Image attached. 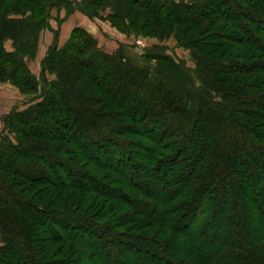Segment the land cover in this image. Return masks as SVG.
Returning <instances> with one entry per match:
<instances>
[{
  "label": "trees",
  "instance_id": "1",
  "mask_svg": "<svg viewBox=\"0 0 264 264\" xmlns=\"http://www.w3.org/2000/svg\"><path fill=\"white\" fill-rule=\"evenodd\" d=\"M42 1L0 0V81L39 92L3 117L15 136H0V264H264V0L174 5L155 23L223 8L226 44L247 49L220 68L106 53L76 28L36 77L25 57L65 0L40 16ZM79 31L95 50L77 60ZM94 196L95 212L69 209Z\"/></svg>",
  "mask_w": 264,
  "mask_h": 264
},
{
  "label": "rangeland",
  "instance_id": "2",
  "mask_svg": "<svg viewBox=\"0 0 264 264\" xmlns=\"http://www.w3.org/2000/svg\"><path fill=\"white\" fill-rule=\"evenodd\" d=\"M89 2L88 10L97 15H107L110 22L116 26V28L123 32L131 34L133 39H131L130 45H127L126 52L131 57L138 59L139 55L143 52H152L155 54L166 55L169 56L172 60L178 63H185L191 69H195L198 66L202 68L205 67H216L220 68V64H226L227 61H237L236 55H242V50L247 49L246 46H232L230 44H226V36L230 34H236V31L224 21L223 8L211 7L204 9L202 11L203 15L206 17L201 20L193 14L186 16L187 18H194L192 20H199L198 23H191L188 19V22L180 21L179 23H174L172 20L163 21L160 25H156L158 19L164 18L167 16L170 9L174 6H183L186 8L196 7L202 3H211L210 0H87ZM221 0H215L216 4ZM255 1V0H254ZM48 0H44L38 3V13L41 16L45 12V5ZM97 3V4H93ZM242 2H249L248 0H242ZM207 3V4H208ZM252 5V3H248ZM165 7L163 9L160 16H153L155 11H159V8ZM181 7V8H183ZM167 8V10H165ZM184 10V9H182ZM182 12V11H181ZM178 11H176V14ZM180 15V12H179ZM115 16H118V19H114ZM185 17V14H184ZM242 20V19H240ZM131 22L133 25H131ZM171 34V35H170ZM141 36L143 39V43L138 44L136 37ZM187 40H191L198 43L203 44L204 51H197L190 45H182L181 41L187 42ZM66 52L68 54H75L73 56L77 57V60L88 57L90 53L95 50L94 44L92 45L90 38L86 37L83 31L76 32V34L70 40V43L67 45ZM65 49V48H64ZM68 49L72 51L69 52ZM255 52V51H254ZM253 53V51H252ZM251 53V54H252ZM241 54V55H240ZM255 54V53H254ZM254 54L250 56H254ZM196 57H200L197 61ZM252 61L261 59L260 55L257 57H251ZM248 60L249 57H248ZM250 60V61H251ZM61 63L57 64L50 71H46L47 78L55 79L56 72L62 68ZM150 66H155L159 63L155 60L145 61ZM161 64H159L160 66ZM164 66V65H163ZM192 77H195L194 73H191ZM258 76H254L251 81H254ZM259 77H262L259 75ZM220 78L224 81L221 83V87H226V79L220 76ZM261 81V80H260ZM2 82V81H1ZM9 82V81H7ZM11 83V82H10ZM16 86V85H15ZM226 89V88H225ZM222 90L220 94L226 92V90ZM20 90V89H19ZM21 91V90H20ZM22 93L25 94L24 99L26 100L24 103L19 104L20 109L17 111L23 110L27 108L29 104H33L37 102L39 99L35 97L34 92L28 91L26 88H22ZM216 100H219L218 95L215 94L214 97ZM30 102V103H29ZM10 126L4 127L0 132V136H8L10 138L15 136V133L9 131ZM67 146V145H66ZM68 154H64L63 157L68 158ZM40 186H35L32 188L31 193L39 190ZM30 193V195H31ZM92 196V195H91ZM95 204L91 205V201L87 200L85 202H81L78 207H71L69 209H74L79 212L91 213L96 211V203L103 202L100 197L95 198ZM46 201V200H45ZM79 204V203H78ZM68 210V209H67Z\"/></svg>",
  "mask_w": 264,
  "mask_h": 264
},
{
  "label": "crops",
  "instance_id": "3",
  "mask_svg": "<svg viewBox=\"0 0 264 264\" xmlns=\"http://www.w3.org/2000/svg\"><path fill=\"white\" fill-rule=\"evenodd\" d=\"M87 0H65L51 6L48 10L47 26L38 37V44L34 56H26L25 62L30 72L38 77L41 70V61L50 46L61 48L66 45L72 32L80 28L90 34L97 46L106 53H113L120 44L130 45L131 34L119 31L107 15L90 14L87 10ZM136 38L145 39L141 36ZM7 51L13 50L10 39L4 42ZM25 94L17 86L7 81H0V132L4 128L3 117L13 109H20L24 103Z\"/></svg>",
  "mask_w": 264,
  "mask_h": 264
},
{
  "label": "built area",
  "instance_id": "4",
  "mask_svg": "<svg viewBox=\"0 0 264 264\" xmlns=\"http://www.w3.org/2000/svg\"><path fill=\"white\" fill-rule=\"evenodd\" d=\"M137 43H138V44L143 43V39L138 38V39H137Z\"/></svg>",
  "mask_w": 264,
  "mask_h": 264
}]
</instances>
